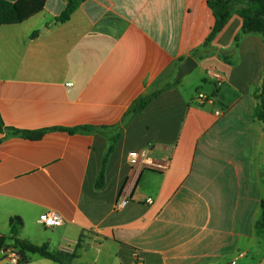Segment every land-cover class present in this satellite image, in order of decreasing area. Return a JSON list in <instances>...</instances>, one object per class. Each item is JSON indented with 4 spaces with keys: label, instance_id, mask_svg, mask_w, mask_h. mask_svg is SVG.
Masks as SVG:
<instances>
[{
    "label": "crops",
    "instance_id": "crops-1",
    "mask_svg": "<svg viewBox=\"0 0 264 264\" xmlns=\"http://www.w3.org/2000/svg\"><path fill=\"white\" fill-rule=\"evenodd\" d=\"M208 1L83 0L63 23L68 0H46L41 13L0 27V117L48 130L40 140L0 134V263L17 236L74 255L68 264H264V124L254 96L264 39L237 42L243 21L233 13L208 44ZM188 57L198 67L178 80ZM82 127L121 135L102 190L110 143L98 131H67ZM49 211L64 224L44 227Z\"/></svg>",
    "mask_w": 264,
    "mask_h": 264
},
{
    "label": "trees",
    "instance_id": "trees-1",
    "mask_svg": "<svg viewBox=\"0 0 264 264\" xmlns=\"http://www.w3.org/2000/svg\"><path fill=\"white\" fill-rule=\"evenodd\" d=\"M82 1L83 0H68L65 12L61 15L59 21L63 23L69 21L72 14L78 9ZM45 5L46 0H18L16 2L0 0V27L4 25L21 24L41 13L44 10ZM208 5L215 16V24L208 38V44L211 43L215 36L225 28L233 13L238 14L243 21L242 30L236 39L237 42H241L243 38L251 33L260 34L264 39V0H209ZM161 92L162 90L138 98L128 110L126 118L140 114ZM254 96L257 101L255 118L264 124V75L262 84L255 90ZM117 128L118 127H102L95 129L82 127L78 129H67V131L71 133L78 131H98L108 139L110 145L96 183L98 190H102L105 187L109 157L113 153L115 144L121 136L120 133L115 136H109V133ZM46 132H48L47 129L40 131H26L14 127H8L0 117V134L6 133V136L15 135L30 140H40ZM261 206L262 214L257 222V231L259 234L264 232V200L262 201ZM11 223L16 225L20 224L21 221L16 217L11 219ZM14 233H16L15 230ZM13 240L15 242L14 245L19 249L20 254L23 257L22 263H28L32 260L33 256H39L58 264H68V258L75 257L74 255H69L67 253L52 251L47 243L37 245L29 240L19 239L17 236H14Z\"/></svg>",
    "mask_w": 264,
    "mask_h": 264
},
{
    "label": "built area",
    "instance_id": "built-area-1",
    "mask_svg": "<svg viewBox=\"0 0 264 264\" xmlns=\"http://www.w3.org/2000/svg\"><path fill=\"white\" fill-rule=\"evenodd\" d=\"M213 77L216 79V81H218V83H221V81L223 80V77L221 74L217 73V72H213L212 73ZM198 99L214 104L216 102V97L215 96H210L208 97L207 95H205L204 93L200 92L198 94ZM143 156L144 153H135L132 155L131 160L133 162H136L140 156ZM147 204L152 205L153 204V199L149 198L147 199ZM128 203L127 199H122L121 201H119L116 204V209H123ZM39 222L46 228H57L60 227L64 224V219L62 218V216L54 211H49L46 212L44 214H42L40 216ZM3 260L4 262L0 263V264H22L23 262V257L20 254V251L18 248H16V246L13 244L9 247H6L3 251Z\"/></svg>",
    "mask_w": 264,
    "mask_h": 264
},
{
    "label": "water",
    "instance_id": "water-1",
    "mask_svg": "<svg viewBox=\"0 0 264 264\" xmlns=\"http://www.w3.org/2000/svg\"><path fill=\"white\" fill-rule=\"evenodd\" d=\"M197 67H198V63L194 60V58L188 57L181 64L176 78L178 80L184 78L185 76L191 74Z\"/></svg>",
    "mask_w": 264,
    "mask_h": 264
}]
</instances>
